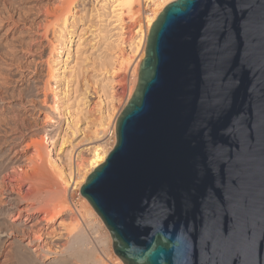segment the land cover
Segmentation results:
<instances>
[{
	"label": "water",
	"instance_id": "obj_1",
	"mask_svg": "<svg viewBox=\"0 0 264 264\" xmlns=\"http://www.w3.org/2000/svg\"><path fill=\"white\" fill-rule=\"evenodd\" d=\"M81 187L124 264H264V0H175Z\"/></svg>",
	"mask_w": 264,
	"mask_h": 264
},
{
	"label": "rangeland",
	"instance_id": "obj_2",
	"mask_svg": "<svg viewBox=\"0 0 264 264\" xmlns=\"http://www.w3.org/2000/svg\"><path fill=\"white\" fill-rule=\"evenodd\" d=\"M63 1L0 0V92L5 100L0 105V145L4 146L10 130L8 122L11 123L10 118L15 113H19L20 123L29 131L35 120L26 109L32 108L31 105L38 106L42 112L43 106L57 97L60 113L57 120L61 122L55 124V138L29 133L20 145L31 144L20 154L23 158L37 154L36 145L31 143L36 137L44 140L45 152L48 151L44 164L36 159L38 155L29 159L26 167L29 184L25 188L34 189L37 199L45 202L52 198L53 192L56 193L54 180L49 177L55 171H62L66 178L63 182L65 195L57 199L61 206L69 205L72 213L71 216L65 213L66 216L59 217L52 226L58 233L66 229L63 232L66 235L81 228L87 232L94 250L91 261L85 262L70 254L65 255L66 258H72L76 264H93L96 258L100 259L98 264H124L114 251L109 229L105 223H99V214H92L87 209L81 184L94 170L89 160L93 146L103 142L96 141L102 122L107 127L104 141L114 144V134L112 137L109 134L133 94L135 67L142 52V46L136 49L132 44L140 38L141 32L137 30L142 27L145 32L147 19L155 6L140 0L133 11L136 14L124 10L125 13L118 16L116 0H76L64 26L62 17L55 18V14L62 12L63 3L60 2ZM119 17L123 28L130 32L124 39L116 26ZM51 70L56 77L50 79ZM37 87L40 89L39 101L34 93ZM21 102L23 106H20ZM40 114L42 122L39 120L38 123L43 125L45 115ZM75 164L80 166L76 173ZM30 179L35 180V184ZM61 220L62 225H59ZM14 249L12 245L6 246L0 255V264H15Z\"/></svg>",
	"mask_w": 264,
	"mask_h": 264
},
{
	"label": "bare ground",
	"instance_id": "obj_3",
	"mask_svg": "<svg viewBox=\"0 0 264 264\" xmlns=\"http://www.w3.org/2000/svg\"><path fill=\"white\" fill-rule=\"evenodd\" d=\"M75 1L76 0H64L63 2H60L64 4V5L62 4L63 6V8L61 9L62 12H60L57 15L55 14V18L57 20L62 17L64 26H66L68 22V15L72 11L71 9L72 5H76ZM145 1L152 4L155 7L152 8L153 11L151 13V16L147 19L145 32H142L141 30L142 27L139 30H137L136 32L138 31L139 33L141 32L140 38L135 42H133L132 44L133 46L135 44L136 49L142 46V50H141L142 52L139 59L137 60L135 67L134 74L136 79L134 82V87L132 89L133 92L138 83L139 67L142 59L145 57L146 43L151 26L155 22L159 14L162 12V10L174 0H145ZM116 2L117 4L115 5L116 7L115 10L119 11L117 12L118 16L120 15L122 16V14L125 13L124 10L128 11V13H132V14L135 13L133 11L134 9H136L135 6L137 5V3L140 2V0H116ZM119 21H120V17H119ZM119 21L116 22L117 23L116 26L119 28L118 33L121 34V37L123 39L127 38L130 32L129 30L123 28V26L121 25L122 19L120 22ZM53 72L54 70H51L50 79L56 77V74H54ZM48 81L49 79L47 80V82ZM34 93L36 99L39 98V94H40L39 87L35 89ZM37 100L39 101V99ZM4 101L5 100L3 98L2 92H0V105L3 104ZM30 101H32L33 103L35 102V100H30ZM58 103H59L58 98L54 96L50 103H46V105L43 106L42 112L45 115V119L43 120L44 121L43 125L42 124L39 125L38 123L39 120L41 121V119H39V115H41L40 113H42L38 108V106L33 107L31 105L32 108L26 109L31 112L29 114L35 120V124L32 126L31 130L29 131H27V129L24 128L23 124L20 123L21 116L19 115V113H15L12 116V118H10L11 123L8 122V124H10L8 126H10L9 129L11 130V132L9 130V134L5 136V141L3 143L4 146L0 145V255L3 253L6 246H10V245L14 246L15 254H13L14 256L13 255L12 256L15 259L14 261L15 264H76L75 262H73L75 260L72 261V258L71 260H69L66 258L65 255L70 254L71 256L86 262L92 258L91 252L94 251L92 250V246H90L91 241H89L88 236H86L85 234L86 231L84 232V230H82L81 228L76 233L73 232L72 234L70 232L68 235H66L65 233H63L66 229L62 231V233H58L57 231L58 229L55 228V226H52L53 223L59 217L65 215V213H67L70 216L72 213V210L69 205L61 206L60 203L61 201L58 200L59 198H63V196L65 195L63 188V186L65 185H63V182H66L65 180L66 178L65 176H63L62 171L60 170H58L57 172L55 171L54 175H52V177H49L51 179L53 178L52 181L54 180L53 183H55L54 186H56L55 187L56 193L53 192L54 196L51 194L50 197L52 196V198H48V200L45 199L47 200L45 202L43 200H42L43 202H41L40 199L39 200L37 199L38 197L37 192L32 191L34 189L25 188L26 185L29 184L28 182L30 176L28 175L26 167L27 164L29 163V159H31L34 154L33 155L31 154L32 157L30 158H23V156H21L20 154L26 148H29L31 144L28 142L24 145V147H21L20 145L23 141H25V137L29 133L30 134L33 133L40 137L49 136V138H51L52 140L55 138L57 132L56 131L57 126L55 124L61 122L57 120L58 118H60ZM20 106H23V102H21ZM1 108H3V105ZM3 120L5 121V119L2 118V121ZM116 121L113 124L114 144L112 145H110L107 142V140L104 141L106 136L105 131L107 127L104 126L106 123L105 124L103 122L101 123V126L103 127L101 131H99L100 135L99 136L97 135L96 141H103V142L93 146V150L91 152L92 157L89 160V164L92 165V168L94 170L96 169L97 166H99L105 161V159L107 158V156L109 155V153L111 152V150L113 149V147L117 142ZM7 132L8 131H6V133ZM43 142L44 140H40L37 137L34 138L31 142L34 143L33 145H36L35 151L37 152L35 153H37L36 155H38L39 157L37 158V156L36 155L35 156L37 160L40 159V162H42V164L46 162L47 159L46 153H48L47 149L45 152V148H44L45 145H43L44 144ZM35 156L33 157V159H35ZM46 165H49V163H47ZM78 165L79 164H75V173L78 171L80 167ZM39 167L41 168L42 166ZM46 170L49 171L48 169ZM87 178L85 177L84 180L82 181L81 184L82 186L85 183L84 181L87 180ZM30 181L32 182L33 180L30 179ZM84 198L87 209H89V211L92 214L96 215L97 212L92 206V204L88 201L86 197ZM56 199L59 202H56ZM63 201H65V198L63 199ZM99 221L100 224L104 225V221L102 220V218H100ZM63 222L65 221L63 220ZM59 225H62V220ZM95 231H97V229ZM66 233H68V231ZM96 259L97 260L94 263L98 264L100 259L99 260L98 258Z\"/></svg>",
	"mask_w": 264,
	"mask_h": 264
},
{
	"label": "built area",
	"instance_id": "obj_4",
	"mask_svg": "<svg viewBox=\"0 0 264 264\" xmlns=\"http://www.w3.org/2000/svg\"><path fill=\"white\" fill-rule=\"evenodd\" d=\"M113 130L110 132V134H109V137H112L113 136Z\"/></svg>",
	"mask_w": 264,
	"mask_h": 264
}]
</instances>
